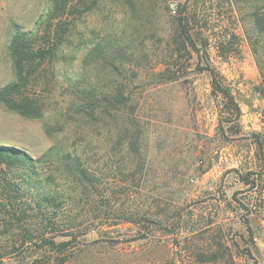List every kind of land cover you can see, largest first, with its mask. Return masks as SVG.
<instances>
[{"label": "rangeland", "instance_id": "obj_1", "mask_svg": "<svg viewBox=\"0 0 264 264\" xmlns=\"http://www.w3.org/2000/svg\"><path fill=\"white\" fill-rule=\"evenodd\" d=\"M47 7L0 0V87L14 80L13 24L33 31ZM256 7L264 10V0H101L74 20L29 91L43 101L42 116L24 118L0 103V143L37 157L62 141L108 177L100 212L82 203L88 212L74 236L57 237L71 240L66 264H213L194 258L205 248L224 254L218 264H264V80L246 37ZM183 16L208 47L177 60L169 41ZM223 39L236 52L222 56ZM205 64L237 100L236 126L223 121L221 96L198 67ZM166 67L176 79H165ZM75 83L105 92L121 85L129 103L121 117L114 109L86 120L71 105ZM131 136L142 165L125 176L136 162L117 165ZM143 217L161 219L162 228L149 232Z\"/></svg>", "mask_w": 264, "mask_h": 264}, {"label": "trees", "instance_id": "obj_2", "mask_svg": "<svg viewBox=\"0 0 264 264\" xmlns=\"http://www.w3.org/2000/svg\"><path fill=\"white\" fill-rule=\"evenodd\" d=\"M100 1L48 0L37 29L25 30L21 25L13 24L7 50L14 80L0 87V103L24 118L42 116L43 101L30 95L29 91L37 84L44 64L56 57L74 20L96 9ZM251 14L246 37L264 80V10L256 7ZM170 38L169 46H174L172 54L177 60H188L193 54L207 51V42L198 44L185 16L177 18ZM218 45L217 49L224 57L236 52V48L229 46L224 39ZM198 67L201 71H208L212 91L221 96L223 121L236 126L241 109L224 84L223 76L209 64ZM169 69L166 67V72L171 74H167L165 79H176L177 76ZM73 89L71 105L86 120L111 111L116 115L120 111L121 117L129 103L121 85L115 92H105L100 86L90 83H75ZM127 148L125 157L120 159L123 165L117 167L122 171L128 169L129 163L136 162L132 170L129 168L124 172L125 176H131L142 165L135 136H131ZM102 174L87 154L62 141L55 142L37 157L18 146L0 143V264H7L8 260L23 264H66L71 240L57 237L74 236L83 216L89 210L100 212V202L109 201L110 196L102 189L108 177ZM82 203L89 205L88 211L83 210ZM121 212L128 221H133L130 212ZM143 221L149 232L162 228L161 219L143 217ZM217 251L205 248L194 251L193 255L198 262L218 264L224 254H217Z\"/></svg>", "mask_w": 264, "mask_h": 264}]
</instances>
